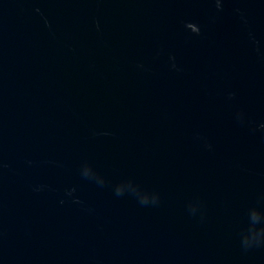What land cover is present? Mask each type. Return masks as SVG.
Here are the masks:
<instances>
[{
	"label": "water",
	"instance_id": "95a60500",
	"mask_svg": "<svg viewBox=\"0 0 264 264\" xmlns=\"http://www.w3.org/2000/svg\"><path fill=\"white\" fill-rule=\"evenodd\" d=\"M0 264H264V0H0Z\"/></svg>",
	"mask_w": 264,
	"mask_h": 264
}]
</instances>
